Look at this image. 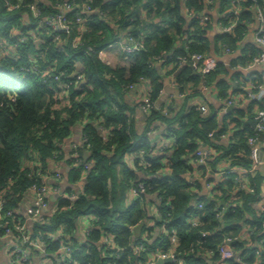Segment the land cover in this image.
Instances as JSON below:
<instances>
[{
  "label": "trees",
  "instance_id": "trees-1",
  "mask_svg": "<svg viewBox=\"0 0 264 264\" xmlns=\"http://www.w3.org/2000/svg\"><path fill=\"white\" fill-rule=\"evenodd\" d=\"M63 1L27 0L37 3L43 16L54 14L57 4ZM215 1L224 7L228 4L226 0ZM69 3L75 5V13L86 5L91 10L89 15H82L86 21L77 48L72 43L80 35L81 26L74 21V12L67 14L71 33L66 35L39 27L25 8L8 11L2 2L0 4V199L4 210L13 212L14 223H26L20 212L25 197L32 196L33 185L46 184L43 181L45 175L54 174L50 162L62 161L70 168L67 172L70 182L78 181L82 173L85 178L83 191L74 200L67 198L73 191L66 188L43 222H31V238L42 236L51 253L59 248L63 237H69L72 246L77 248L72 259L78 264H144L152 253L168 251L174 231L178 241L174 254L183 264H208L204 258L207 253L212 255L214 264L219 259L217 249L227 237L231 238L229 247L233 252L242 258L248 256V261H255V248L247 246L239 235L242 227L248 224L252 229V241L264 237L261 226L264 213L259 214L253 206L260 192L259 179L253 175L248 179L255 194L238 190L235 201L228 200L231 191L237 189L234 172L226 180L222 177V184L212 190L213 195L209 198L198 192L201 189L199 178H207V182L212 183L221 161L228 163L227 169L250 167L248 141L256 136L264 142V133H257L245 125L243 117L253 119L254 107L263 109L264 104L250 101L246 112L235 108L221 124L212 107L211 112L203 114L196 105L185 108L183 104L170 117L154 105L144 114V131L139 133L133 110L124 99L129 86L134 87L143 78L151 83L148 101L155 104L164 86L153 65L162 53L170 54L165 58L166 63L173 65L171 72L179 93L185 95L184 100L199 96L201 78L188 59L194 53L208 55L211 44L204 39L205 27L197 20L192 19L185 28L181 9L184 6L188 11L199 13L205 7V1L69 0ZM243 5L245 8L258 6L264 12V0H247ZM24 15L29 17L28 21ZM239 16L240 22L233 31L217 36L214 42L216 53L223 45L233 51L239 50V55L230 59L231 68L245 67L259 52L256 46L244 44L241 37L242 32L248 30L252 12L243 10ZM124 31L127 37L140 40L142 49L132 55L120 56L128 62L126 67H111L98 57V51L120 41ZM88 48L93 52L86 54ZM178 57L187 62L179 64ZM79 69L83 71L82 81L64 87L65 82L74 83ZM64 70L66 73L61 77ZM228 74L229 69L218 60L216 70L206 77L208 88L216 91L218 99L229 98L234 91L225 78ZM56 76H59L58 80ZM233 77L242 81L250 79L247 75L241 76L239 71ZM159 122L167 127L165 135L174 139L173 147L163 154L157 153L149 141L150 130ZM230 123L234 130L227 145L208 136L209 133L225 134ZM77 126L81 127L82 136L87 140L77 149L78 158H82L83 149L89 154L85 171L81 165L77 169L71 167L76 161L73 151L65 161L62 150ZM205 146L212 149V154L205 165L197 166L195 152ZM132 152L137 155L132 160L133 169L125 161ZM195 174L196 191L187 180ZM138 182L149 188L126 202V191ZM149 194L159 196V214L146 228L148 239L145 240L142 234L138 237L145 243V250L136 251L131 246L134 242L131 228L150 219L146 199ZM196 201L203 202L201 210L195 208L193 202ZM218 201L230 204L234 211L217 219ZM87 214H94L96 228L91 230L85 243L77 244L73 237L75 221ZM195 214L199 224L191 226L190 220ZM215 230H220L222 235H214ZM203 232L208 234L202 237ZM105 234L114 237L110 249L102 242ZM154 234L158 236L153 241ZM0 236H3L2 231Z\"/></svg>",
  "mask_w": 264,
  "mask_h": 264
},
{
  "label": "built area",
  "instance_id": "built-area-1",
  "mask_svg": "<svg viewBox=\"0 0 264 264\" xmlns=\"http://www.w3.org/2000/svg\"><path fill=\"white\" fill-rule=\"evenodd\" d=\"M91 1V0H87ZM205 1V7L207 9H211V7L217 2H213V0H204ZM247 0H229V4H227L225 7L221 4L219 5V10H216L218 18V23L216 24V30L219 35L223 34H229L233 31V29L238 25L240 22V13L245 10L248 12H252L253 17L251 19V22L247 24L248 30L245 32H242L241 37L242 39L250 38L251 42L254 46L259 48V52L256 56L252 57V60L249 64H247L245 67H238L234 68V70L245 72L247 76L250 77L247 81L242 80H234V84L236 87H238L239 94L244 96L249 101H257L259 103L264 104V12L259 8L258 6L249 5L247 8L244 7V2ZM3 3L4 8H6L8 11H14V10H21L23 8L30 11L32 17L36 20L35 23L46 30H53V32L64 33L66 35L71 33V26L70 21L68 19L67 14L69 12H74L73 18L74 21L79 24L80 27V35L77 36L72 43V46L74 48H77L80 44L81 40V34L84 31L83 23L86 21L82 17V15H89L91 13L90 7L86 5L80 12L75 13L74 7L75 5H72L69 3V1H63L61 3L57 4V11L52 15H46L43 16L41 13V10L37 6V3L33 2H27V0H0ZM230 6V7H229ZM189 15L197 20L201 25H206L210 23V17L208 15H200L199 13H196L194 11H188ZM58 39V37L56 36ZM184 40L187 39V36L183 37ZM117 44H121L119 41L116 42ZM109 45L108 47H110ZM121 51L125 55H132L137 52H139L142 49V42L138 41L136 39H133L132 37L128 36L126 39V42L121 44ZM222 52L227 57L233 56L236 51H233L231 48H229L227 45H223ZM89 52H93L90 48L87 49L86 54ZM170 55L168 53H162V56ZM161 57H157V60H161ZM98 57L105 63V58L103 51H98ZM168 57V56H167ZM178 63L185 64L187 62L186 59L178 57ZM189 65L194 70L195 73H197L200 78V89L202 91H208L209 88L206 83V77L216 70L217 67V61L214 57H211L209 55H202L199 53H194L189 56ZM82 70L79 69L75 73V81L72 82H65L64 87H71L73 85H77L80 83L83 79ZM66 73V70L60 73V76L62 77ZM56 80L59 79V76L55 77ZM143 78H140V81H143ZM134 87L129 86V89H133ZM162 90L160 91L161 94ZM184 96V95H183ZM219 104H221L225 109L227 107H234L237 102L234 98H226L224 100L218 99ZM139 108L144 113H149L153 108L154 104L150 103L149 101H146L143 103V105L139 106ZM196 108L203 114H206L209 112L207 103H197ZM165 113V112H164ZM255 122V131L257 133H264V108L263 109H257L254 113V117L252 119ZM151 130L150 132H152ZM215 133H209V137H213ZM83 138V143H87L86 138ZM248 145L250 146V153L249 157L251 159V165L250 167H229L224 171L223 178L226 180L228 178V175L232 172H237L239 174V178L234 179L235 182L237 181H244V183L240 182V185H242V189L246 190L250 194H255L254 188L249 185V178L255 174L256 168L259 163V154L261 152V149L264 147V142H260L258 137H251L248 141ZM173 146L172 144L169 146L167 143L162 144L161 147H159L156 151L157 153L163 154L166 150L171 149ZM211 148L208 146L203 147L202 149H199L195 152V163L197 166H203L205 165L206 160L210 157ZM142 153V151H141ZM75 156V154H74ZM84 169H87L88 163L83 162ZM38 175L41 176L40 171H38ZM51 177V176H50ZM48 176L43 177V181H46L47 178H50ZM52 177L55 180H62V173L55 171ZM42 176L40 177V179ZM42 180V179H41ZM188 184L191 185V187L195 188L196 181L195 178L190 180ZM149 186H147L144 183H137L131 191L135 196H138L140 194H143L147 191ZM211 193H213L216 187L210 186ZM52 190L55 193H60L59 188L57 185L48 186V185H41L36 186L33 185L31 191H32V202L30 203L28 209H27V217L30 222L37 221V222H43L44 215L41 212L42 206L44 204L45 196L47 193ZM211 195V194H210ZM204 198H209L208 194L203 195ZM70 200L75 199V195L67 196ZM235 200L234 197L230 198V200ZM195 208L197 210H201L203 208V202H194ZM219 207L217 209V212L215 214V217L217 219H220L226 212L228 211H234L231 210L230 204H224L223 202L220 203L218 201ZM256 204L259 205L258 213H264V194L258 193L256 195ZM13 212L11 210H4V203L3 200L0 199V231H2L3 236H0V241L3 242V249L6 253L7 257L10 260V264H29L31 259L34 257L41 258L45 261H52L54 264V259H52L53 256L56 255L57 257V264H61L63 261L66 262V264H78L76 261L72 259L74 252L77 250V248H74L72 245V242L68 239L69 237H63V240L59 241L60 245L59 248L55 252H50L47 250V245L44 243L42 236L31 238L30 235H32L31 227L26 225L24 222H18L14 223L12 221ZM191 226H197L199 224V218L197 214L193 215V218L190 220ZM262 228H264V221L261 222ZM90 226L86 229V236H88L91 232ZM216 236H221L222 232L220 230H215L212 232ZM208 233L203 232L201 233L202 237H205ZM250 236L252 235V231L248 233ZM109 235L110 234H106ZM108 236V238H109ZM53 240H56L54 237ZM231 242V238H225L223 243L218 247L217 253L219 255V259L222 263H228L232 262L233 264H264V237H262L258 241L259 248L254 251V255L256 257L255 261H248L242 258L237 253L233 252L231 248L229 247V243ZM178 241L175 235V232L172 231V234L170 236V247L168 248V251H157L154 255V261H157L158 259H171V262H176L177 264H183L181 259H177L175 257L174 251L177 247ZM112 243L107 244L106 248H112ZM144 242L141 240H138L136 238L133 242V246L136 251H144ZM263 252V257L261 253ZM150 264H154L155 262ZM86 264H90L89 262Z\"/></svg>",
  "mask_w": 264,
  "mask_h": 264
},
{
  "label": "crops",
  "instance_id": "crops-1",
  "mask_svg": "<svg viewBox=\"0 0 264 264\" xmlns=\"http://www.w3.org/2000/svg\"><path fill=\"white\" fill-rule=\"evenodd\" d=\"M64 1H69V0H64ZM184 1V0H183ZM220 3L219 1H217L212 7L211 9H207V7H204L203 10L201 12H199L200 15H208V17H210V23L206 24V25H202L203 27H205V34H204V39L205 40H209L211 47L209 50V56L216 58L217 60L221 61L223 63V65H225L228 69H229V74L228 76H226L225 78L227 80H229L231 86L233 87L234 91H232L233 96L232 98H234L237 102V104L233 107V109H238V110H244V112H246L247 108L249 107V103L250 101L247 100L244 96L239 94L238 91V87H236V85L234 84V80L235 78L233 77L234 73L237 72V70H234V68L230 67V59L238 56L239 55V50L236 51L234 53L233 56L227 57L226 55L223 54L222 52V48H220V50L216 53V49L215 48V40L216 37L219 36L217 30H216V24L218 23V18L216 17L217 12L216 10H219L220 8ZM182 14L185 16V28L189 25L190 22H192V17L189 15V13L187 12L186 8H184V6H182ZM144 15V14H143ZM24 19L26 21L29 20V17L24 15ZM115 27V26H114ZM120 38V43L123 44L124 42H126L127 39V34L126 32H122ZM185 37V36H183ZM184 39V38H183ZM140 41V40H139ZM244 44H251L253 45V43L251 42L250 38H246L244 39ZM121 44H117L116 42L114 44H110V47H107L106 49H101L103 51L104 54V58H105V63L108 64L111 67H116V66H124L126 67L128 65V62L126 60H121V55H124L123 52L121 51ZM219 48V45H218ZM169 54V53H168ZM167 56H162L161 60H157L154 63V68L156 70V72L161 76L162 79V83H163V90L158 98V100L155 102V108L158 110H162L163 112H166L167 115H169L170 117L174 116L175 113H177L179 111V109H181L183 107V104L186 107L191 106V105H196L197 103L201 102L203 103H207L208 109L211 112V107L213 110L217 111V117H218V121L219 124L222 123V121L225 119L226 115L228 114V112H226V109L219 104V101H217V97L216 96V91L214 89H209L208 91H202L199 93V96H194V97H189V99L187 101H185V95H181L178 91L175 79H174V75L172 74V69H173V65L171 63H166V59ZM181 65H183V63H181ZM240 72V71H239ZM241 76L246 75L245 72H240ZM200 85V83H199ZM198 85V87H199ZM150 87H151V83L148 80H143L140 81L138 83H136V85H134L133 89H127L126 94L124 96L125 99V103H127V105H129V107L132 108L133 110V117H134V124H135V128L136 130L141 133L144 131V125H145V118H144V112L139 108V106L143 105V103H145L146 101H148V95H149V91H150ZM201 87V86H200ZM199 90V89H198ZM214 91V92H213ZM213 93H215V96H213ZM231 98V97H229ZM257 106L254 107V112L257 110ZM232 111V110H231ZM230 113V112H229ZM243 121L244 123L249 122V121H253L252 118L249 117H243ZM155 127L153 128L152 132H149V141L151 143L152 147H155L156 149H158L159 147H161L162 144L167 143L169 146L172 144V146L174 145V139L170 138L168 136L165 135V130L167 129L166 125L164 123H154ZM250 126L249 124H245ZM251 127V126H250ZM252 129L254 127H251ZM234 130L232 123H230L228 125V130L225 134L218 136L216 133L215 135L212 137L214 140L223 143L224 145H227L229 143V136L232 134V131ZM151 131V130H150ZM82 133H81V127L77 126L75 127L72 135L66 140V142L63 144L62 146V150L64 152L65 155V161L68 160L70 158L69 153L70 152H74L73 153V157H75V164H72V168L77 169L79 165H81V167L84 170L83 167V162L84 163H88L87 161L89 158V154L88 152L83 149V155L82 158H78V154H77V149L79 147H82V143H83V138H82ZM75 154V156H74ZM137 155L136 153L132 152L131 154L128 155V157H125V161L128 163L129 167L131 169H133V165H132V160L136 159ZM193 163V162H191ZM228 163L221 161V163L217 164L216 167V173L214 174V179L211 181L212 183L207 182V178H199V181L201 183V189L199 190L198 194L199 195H205L208 194V196L213 195L211 193V189L209 188L211 185L214 187H217L218 185L222 184V177L224 174V171L227 169ZM49 167L51 169V173L58 171L62 174V180L58 181L55 180L52 176L50 178H47L45 183L48 186H53V185H57V187L60 190V193H55L52 190H50L47 195L45 196V200H44V204L42 206L41 212L43 213V215H48L51 213V211L53 210L56 201L58 199L59 196H61L64 193V190L68 187H70L73 191V195H75V197L83 191V186H84V178H85V173H82L81 178L78 181L75 182H70L67 176V172H69L70 168L67 167L65 162L62 161H52L49 163ZM85 171V170H84ZM197 173V171H196ZM234 179L239 178V174L235 171L234 172ZM197 176V174L194 175V177L192 176L191 178H187L188 181L194 179ZM255 176L257 179H259V183H260V192L264 194V147L263 149H261V152L259 154V163L258 166L256 168V172L253 175ZM211 178V177H210ZM240 181V180H239ZM239 181L235 182L237 183V189L231 191V197L234 196V198L237 196L236 193L237 191H246L244 189H242V185H240ZM242 183H244V181H240ZM139 183V182H138ZM136 184H134L133 186L129 187L128 191H126V196H127V201H131L133 199H135L138 196H135L133 194V192L131 191V189H133V187ZM194 191H196L195 188H193ZM192 190V191H193ZM249 193V192H247ZM211 194V195H210ZM230 197V198H231ZM230 198L228 200H230ZM147 199V203H149L148 205V217H150V219L148 221H143L144 225L143 227H145V231H143V227L140 230L139 235H136V233L134 232L135 227L131 228L132 234H133V241L138 238L140 236V234H142V237L146 240L148 239V232L146 231V228H148L149 226L152 225V220L154 217L158 216L159 212L157 210V204L159 201V196L157 194H149L146 196ZM235 201V200H234ZM32 202V196L31 194H28L22 204L21 207V214L24 216V218L26 219V225H28L30 227L31 222L29 221L28 217H27V209L30 205V203ZM223 201H221L222 203ZM194 204V202H193ZM255 211L258 210L259 205L256 204V201L253 204ZM152 217V218H151ZM152 219V220H151ZM88 226H90V230L96 228V222H95V216L94 214H87V215H83L80 216L79 218L76 219L75 221V232L73 234V237H75V243L77 244H83L86 242L87 236H86V229L88 228ZM143 231V233H142ZM250 231H252V229L250 228V226L248 224H245L242 227L241 233H240V239L242 241H244L247 246L253 245V248L258 249V241H252L251 236L248 234ZM104 235L103 237V244H105L107 246V244H111L113 242V235ZM154 239L157 238V234H154ZM151 238V237H150ZM150 240V239H149ZM145 244V243H144ZM105 246V247H106ZM133 246V244L131 245ZM113 247V245H112ZM110 249V248H109ZM145 250V249H144ZM254 250V251H255ZM156 253H152L150 255L149 260L144 263V264H150L153 263L154 261V255ZM206 256H204V258L206 259L208 264H212V255L211 254H205ZM244 259L247 260L248 256H244ZM52 259H54V264H57V257L56 255L52 257ZM156 264L157 261H154ZM52 261H45L42 260L41 258H37L34 257L33 259H31L29 264H52ZM0 264H10V260L7 257L6 253L4 252L3 249V242L0 241ZM214 264H226V263H222L220 261V259H218L217 261L214 262Z\"/></svg>",
  "mask_w": 264,
  "mask_h": 264
},
{
  "label": "water",
  "instance_id": "water-1",
  "mask_svg": "<svg viewBox=\"0 0 264 264\" xmlns=\"http://www.w3.org/2000/svg\"><path fill=\"white\" fill-rule=\"evenodd\" d=\"M198 88H200V85ZM231 110H233L232 106L226 108V112H228V113L231 112ZM244 124H249L251 127H255L254 121H249L247 123L245 122ZM143 225H144V222H141L135 227L134 232L136 233V235H139L140 230L143 227ZM169 262H171V259H158L156 264H166Z\"/></svg>",
  "mask_w": 264,
  "mask_h": 264
},
{
  "label": "rangeland",
  "instance_id": "rangeland-1",
  "mask_svg": "<svg viewBox=\"0 0 264 264\" xmlns=\"http://www.w3.org/2000/svg\"><path fill=\"white\" fill-rule=\"evenodd\" d=\"M226 2L229 4V0H226ZM215 59H216V58H215ZM216 60H217V59H216ZM213 92H214V91H213ZM213 96H215V93H213ZM232 96H233V94L230 93L228 97H231V98H232ZM215 97H217V96H215Z\"/></svg>",
  "mask_w": 264,
  "mask_h": 264
}]
</instances>
